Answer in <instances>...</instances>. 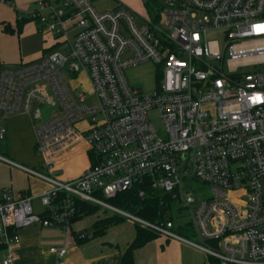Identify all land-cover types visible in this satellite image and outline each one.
Masks as SVG:
<instances>
[{
  "label": "built area",
  "instance_id": "built-area-1",
  "mask_svg": "<svg viewBox=\"0 0 264 264\" xmlns=\"http://www.w3.org/2000/svg\"><path fill=\"white\" fill-rule=\"evenodd\" d=\"M94 1L38 0L20 19L38 20L65 47L0 67V140L3 119L26 113L46 161L38 170L0 160L49 185L43 213L34 211L32 195L2 189L1 264H15L22 228L39 223L70 233L79 202L186 243L217 264H264V0H161L162 14L142 22L127 7L99 11ZM0 5L16 7L14 0ZM150 63L155 82L145 91L127 71ZM79 74L90 93L68 86ZM80 141L97 161L79 177L59 179L52 165ZM145 181L164 195L161 218L107 200ZM169 199L187 208L196 240L175 230ZM50 251L63 256L67 248Z\"/></svg>",
  "mask_w": 264,
  "mask_h": 264
},
{
  "label": "crops",
  "instance_id": "crops-1",
  "mask_svg": "<svg viewBox=\"0 0 264 264\" xmlns=\"http://www.w3.org/2000/svg\"><path fill=\"white\" fill-rule=\"evenodd\" d=\"M37 1L14 0L16 7L0 5V67L19 65L59 48L52 33H43L40 30L38 20L28 19L21 22L23 20L20 19V13L34 9ZM147 1L115 0L113 6L103 10L95 6L99 11L124 6L142 11L143 16H146L149 15ZM33 3L35 5L31 6ZM24 35L36 37L35 48L25 58L20 46ZM151 89L150 87L149 90ZM2 125L6 135L0 140V155L30 168L42 169L46 156L37 150L38 135L31 116L26 113L13 114L3 119ZM92 154L87 143L80 141L58 155L52 170L61 180L74 179L93 165ZM48 187L43 179L0 160V193L4 188H11L16 193L32 195L34 211L43 213L41 195ZM111 216L113 213L103 210L84 215L73 223L70 233L58 226H43L39 223L22 228L19 231L20 240L14 244L17 254L15 264H120L129 244L137 236V223L126 218L108 226L103 234L93 236L94 225ZM80 233H84L86 239L79 238ZM64 246L67 251L63 256L50 251L51 247ZM5 254L6 250L0 246V264ZM134 259L135 264H217L216 260L202 251L163 236H157L137 248Z\"/></svg>",
  "mask_w": 264,
  "mask_h": 264
},
{
  "label": "trees",
  "instance_id": "trees-1",
  "mask_svg": "<svg viewBox=\"0 0 264 264\" xmlns=\"http://www.w3.org/2000/svg\"><path fill=\"white\" fill-rule=\"evenodd\" d=\"M155 2L147 3L148 14L151 17L157 18L160 14L155 13ZM160 7L162 3L160 2ZM28 21L25 19L21 22ZM158 76V75H157ZM93 155V162L95 163L97 160ZM93 163V164H94ZM144 191V195H140V192ZM164 199V195L154 191L149 186L148 182H143L130 190L119 193L116 197L107 199L112 205L121 208L127 212L136 214L144 219L155 221L161 218L165 213V207L162 204V200ZM79 211L77 217L74 218V221L79 220L84 215H89L97 212L99 207L87 202H79ZM127 217L119 214H113L111 217H107L98 221L93 228V236L101 235L105 232L106 228L112 224L118 223L122 220H125ZM137 227V236L136 238L129 244L126 252L123 255L120 264H135L134 259V251L137 248H140L147 244L148 242L155 239L159 236L154 231L140 225L136 224ZM86 239V238H85ZM84 240V239H82Z\"/></svg>",
  "mask_w": 264,
  "mask_h": 264
},
{
  "label": "rangeland",
  "instance_id": "rangeland-1",
  "mask_svg": "<svg viewBox=\"0 0 264 264\" xmlns=\"http://www.w3.org/2000/svg\"><path fill=\"white\" fill-rule=\"evenodd\" d=\"M149 1L155 2L154 4L155 13L162 14L161 13L162 6L160 7L159 5L161 0H148L147 2ZM94 2L99 10H103V9L110 8L111 6H113L115 0H95ZM34 5L35 4L33 3V5L31 6H34ZM130 9L135 14L137 20L139 22H142L143 12L139 10H135L133 8H130ZM35 42H36V37H29L27 35H24V37H22V39L20 40V46L23 48V58H25V55L28 54L29 51L35 48L36 46ZM58 47L59 48H57V50L59 49L63 50L65 45H59ZM253 68L254 66H251L246 69L250 71ZM240 70H245V69H240ZM155 72H156V65L150 63L147 65L139 66V67L128 70L127 77L134 86L140 87L144 89L145 91H149L150 87L152 88L155 82ZM68 86L69 87L73 86L74 88H78V90L83 89L88 93L91 92L90 83L84 74H79L75 76V78L72 81L68 80ZM153 121L158 129L163 128L161 121L158 117H154ZM81 126L83 127L84 125L82 124ZM261 184L264 190V179L261 180ZM169 202L172 204V214H173V217L176 219V223H177L175 230H177L181 235L185 237L196 240L195 231L192 228V225L189 224L190 215H189L187 208H184L182 204L177 203L176 200L172 201L171 199L166 201L167 206Z\"/></svg>",
  "mask_w": 264,
  "mask_h": 264
}]
</instances>
